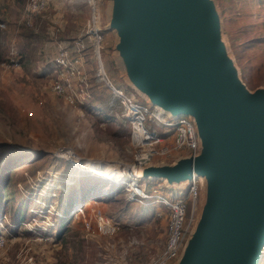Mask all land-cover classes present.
I'll return each mask as SVG.
<instances>
[{"label": "rangeland", "instance_id": "1", "mask_svg": "<svg viewBox=\"0 0 264 264\" xmlns=\"http://www.w3.org/2000/svg\"><path fill=\"white\" fill-rule=\"evenodd\" d=\"M208 1L224 57L250 93L264 89V0ZM24 4L25 0H0V61L11 51L19 58L18 65L0 67V231L9 235L0 248V264H24L27 257L43 264H149L164 245L166 209L155 202L142 208L138 201H127L126 178L116 184L87 171L106 179L128 177L117 166L133 162L127 128L104 113L108 92L91 79L94 66L89 52L83 68L92 94L90 110L68 104L51 89L54 44L70 45L79 36L85 7L81 0H48L46 9L34 15L27 28L18 23ZM112 15L113 4L107 1L100 10L104 72L113 85L131 90L148 103L133 90L125 63L115 52L116 35L106 26ZM146 182L148 191L155 184L163 190L160 181ZM45 191L53 194L50 206L31 222L25 208ZM205 196L201 182L194 222ZM77 200L86 204L82 214L67 217L68 207ZM52 208L62 211V220L55 218ZM96 212L117 224L113 234L95 232ZM52 219L47 235L23 230L34 224L42 229ZM17 220L21 222L11 231L9 225ZM257 264H264V246Z\"/></svg>", "mask_w": 264, "mask_h": 264}, {"label": "water", "instance_id": "2", "mask_svg": "<svg viewBox=\"0 0 264 264\" xmlns=\"http://www.w3.org/2000/svg\"><path fill=\"white\" fill-rule=\"evenodd\" d=\"M107 1L113 15L106 26L133 90L195 126V156L142 167L165 188L187 187L195 176L206 189L174 264H257L264 246V89L250 93L237 79L208 0Z\"/></svg>", "mask_w": 264, "mask_h": 264}, {"label": "built area", "instance_id": "3", "mask_svg": "<svg viewBox=\"0 0 264 264\" xmlns=\"http://www.w3.org/2000/svg\"><path fill=\"white\" fill-rule=\"evenodd\" d=\"M81 2L86 10V19L79 36L71 41L70 45L63 41L54 44L55 50L51 58V69L55 78L51 82L52 91L68 104L91 109L90 83L87 81L88 78L83 68L85 53L88 51L94 66L91 79L95 83H102L108 92L103 108L104 113L127 128L129 143L133 148L131 166L143 167L148 164H161L165 160L172 163L177 157L195 156L198 150V142L195 126L190 117L180 115L170 118L156 107L138 100L136 94L131 90L115 86L108 79L102 66L101 51L104 48L105 37L104 28L100 25L101 6L107 0H81ZM47 5L48 0H25L18 23L24 24L27 28L31 27L33 16L43 12ZM18 64L19 58L17 59L14 51L9 52L0 61V67L4 68ZM73 78L74 86L72 85ZM139 180L135 183L136 191L134 192L130 190L128 183H124V190L127 192L126 200L138 201L142 208L148 207L154 202L159 203L167 211L163 248L160 254L149 264H174L193 226L194 210L199 198L201 179L192 176L187 187L168 189L161 184L166 193H163L158 184H155L148 191L149 187L146 182L148 180H142L141 183ZM45 189L47 190L48 187L45 186ZM45 193L47 195L40 197L39 201H35L26 207L25 211L32 216L31 222H34L35 215L43 214V209L50 206V198L53 197V194H49L48 191ZM92 203L96 202L93 200ZM39 205L43 207H39ZM83 206L86 204H81L80 200L72 201L66 216L81 215ZM52 212H54L55 218L63 219L62 211H56L52 208ZM44 217L42 216V218ZM93 218H95L96 233L109 235L115 232L117 224L109 218L103 217L98 212L93 214ZM52 220L51 225L44 226L42 229L34 224L32 227L27 226L23 230L32 235H47L53 227L55 219ZM20 222L9 225L11 231ZM85 226L87 227V223ZM5 236L9 235L0 231V248L5 244ZM24 264L43 263H34L31 257H27Z\"/></svg>", "mask_w": 264, "mask_h": 264}, {"label": "bare ground", "instance_id": "4", "mask_svg": "<svg viewBox=\"0 0 264 264\" xmlns=\"http://www.w3.org/2000/svg\"><path fill=\"white\" fill-rule=\"evenodd\" d=\"M237 79L240 81V79L238 77H237ZM240 83H242V82L240 81ZM102 163H105V162H102ZM117 167L118 168L120 167L123 170V172L128 175V177H126L125 175H118L117 177H115L113 179H111V178L106 179L105 177L99 175V173L94 171V170H92V172L89 170H87V171L90 175H93V176L96 175L97 177H100L102 180L114 181L116 184H117V182H121V180L126 178V182H124V183H128L130 190H132L133 192L136 191V189L134 187L136 181H138V179L144 180V178H146L145 177L146 171H144V169L142 167H134V166H128V165H119ZM132 178L135 181L132 180ZM146 179L150 180L149 178H146ZM160 179L161 180H167L165 177H160ZM45 195H47V194H45ZM262 249H263V247L260 249V251Z\"/></svg>", "mask_w": 264, "mask_h": 264}, {"label": "trees", "instance_id": "5", "mask_svg": "<svg viewBox=\"0 0 264 264\" xmlns=\"http://www.w3.org/2000/svg\"><path fill=\"white\" fill-rule=\"evenodd\" d=\"M86 109H88V110H90V108H86ZM1 196H2V188H1V186H0V199H1ZM25 210H26V208H25ZM62 220V219H61ZM20 220H17V221H15V222H12V223H17V222H19ZM63 222L64 221H62L61 223H60V225H59V230H60V226H62V224H63ZM57 227H58V225H57ZM59 232V231H58Z\"/></svg>", "mask_w": 264, "mask_h": 264}]
</instances>
